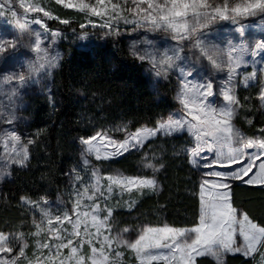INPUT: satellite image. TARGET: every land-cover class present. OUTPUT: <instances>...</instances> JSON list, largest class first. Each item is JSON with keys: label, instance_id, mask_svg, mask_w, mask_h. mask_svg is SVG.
I'll return each mask as SVG.
<instances>
[{"label": "snow or ice", "instance_id": "6c2138e0", "mask_svg": "<svg viewBox=\"0 0 264 264\" xmlns=\"http://www.w3.org/2000/svg\"><path fill=\"white\" fill-rule=\"evenodd\" d=\"M41 3L42 0L31 3L19 0V8L24 13H42L45 18L59 19ZM13 4L14 0H0V18L7 11L11 19L6 23L14 28L28 32L30 24L37 25L53 38L47 40V37L42 38L41 31L32 32L33 50L38 55L36 63L29 65V74L55 67L58 57L50 56L48 48L42 45L46 40L49 44L53 43L60 33L50 31L40 17L21 22ZM55 4L85 14L86 22L80 25L81 29L98 26L108 29L106 34L119 35L118 26L123 23L133 25V30L169 33L176 42L175 47L164 51L159 58L151 53L139 55L133 45L132 55L138 56L141 61H150L157 76L166 74L182 59L186 41L189 42L188 47L198 53L197 59H206L212 68L227 71L225 83L220 90L224 103L217 106L209 99L215 95L213 84L207 81L194 82L190 79L193 76L191 70L179 68L178 99L183 106L181 115L161 121L155 127L130 132L120 142L112 140L107 133L83 138L80 143L86 155L95 156L96 160H108L133 149H142L146 141L158 134L171 135L182 131H187L194 138V146L190 149L193 164L197 163L198 158L203 159L204 154L214 155L202 165L209 171L203 174L200 184L201 212L195 227H147L134 240L125 239L119 233L113 234L112 208L106 203L108 198L114 191L123 195L143 192L145 189L155 190L157 181L155 178L141 176L102 177L100 170L93 168L92 182L85 184L82 189H75L72 206L68 209L53 213L50 207L41 206L47 205V201L34 202L22 198L24 204L40 212L39 222L33 220L35 231L29 233L36 238V252L31 256L27 254L29 244L24 233L0 230V264H120L122 248L131 250L139 264H156L159 261L164 264H196L197 258L204 256L220 262L227 252L242 253L248 257L259 252L264 257V227L252 222L246 213H238L233 207L230 183L242 181L247 185L264 186V129H261L260 138H249L232 123L241 106L234 83L240 75L238 70L248 66L247 56H256V50H264V42H258L254 46L255 50L249 52L243 38L251 25L243 21L259 17L257 27L264 26V0H94V3H86L85 0H55ZM93 17L99 18V22L94 21ZM221 21L236 26L234 31L241 38L240 43L229 42L227 49H223L206 42L207 30ZM60 22L70 23L68 19ZM142 43L151 45L152 42ZM16 46L14 37H0V52ZM260 71L264 73V68ZM255 77V70L243 75V84L247 86ZM4 81L23 83L25 75L16 73L0 80V96L4 94ZM12 95H15V91ZM259 100L264 103V86H261ZM14 121V114H5L0 103V123L11 124ZM0 144L5 153L0 157V167L11 164L23 166L28 160V147L14 130L0 133ZM83 164L88 165L89 160L84 159ZM144 166L156 170L151 162ZM74 179L79 181L81 177L76 174ZM102 181H106V184ZM123 231L127 232L128 229ZM237 234L242 237L241 246L236 244ZM85 246L89 249L88 253L83 251ZM163 249H167V253L161 251ZM64 250H67L66 255Z\"/></svg>", "mask_w": 264, "mask_h": 264}, {"label": "trees", "instance_id": "16d2710c", "mask_svg": "<svg viewBox=\"0 0 264 264\" xmlns=\"http://www.w3.org/2000/svg\"><path fill=\"white\" fill-rule=\"evenodd\" d=\"M56 6L62 18L70 21L47 19L52 27L67 30L59 40L61 57L47 82L23 90L17 130L27 143L29 158L23 166H12L0 188V230L9 233L29 234L34 229L35 213L22 198H56L64 191L70 171L79 165L82 138L97 131L122 135L141 125H154L177 107L174 80L153 82L145 61L128 48L127 33H101L98 39L79 43L74 33L81 29V13ZM238 93L241 115L235 122L246 133L261 135L264 109L258 108L256 88H239ZM179 138L158 136L142 149L103 161L106 170L130 174L151 173L144 166L146 153L151 156L157 150V161L164 162L156 174L158 188L133 192L136 201L115 210L114 218L121 225L192 226L199 222V175L185 154H172L171 142ZM231 186L232 204L264 227V186L242 181H233ZM125 256L137 264L128 250ZM256 260L234 252L227 254L225 264H255ZM196 264L221 263L204 256Z\"/></svg>", "mask_w": 264, "mask_h": 264}, {"label": "rangeland", "instance_id": "374dc122", "mask_svg": "<svg viewBox=\"0 0 264 264\" xmlns=\"http://www.w3.org/2000/svg\"><path fill=\"white\" fill-rule=\"evenodd\" d=\"M34 2V0H26V3ZM86 3H94V0H85ZM57 5V4H56ZM55 5V0H42L41 6L45 7L46 10H49L53 13V15L58 16L59 20H63L65 18H62L63 16L60 14L57 6ZM61 8H63L62 5ZM14 10L18 13V18L21 19V22H24L25 19L31 20L35 17H40L44 19L45 23L48 26V29L50 31H58L60 35L58 37L54 38V42L49 44L47 40H53V38L49 35V33L43 32V30L40 28V26L37 25H29V31L28 32H21L19 29L14 28L12 25L6 23V21L10 20V14L6 11L5 16L3 18H0V37H8V38H15L16 40V47L15 48H7V50L0 52V80H3L4 77H7L11 74L21 73L25 75V81L23 83H20L18 81H4L3 84V96H0V103H2L3 111L5 114H14L15 121L14 123H0V133H7L10 130H14L17 135L21 137L17 130V121L21 117V107H22V100L21 96L23 93V90L25 88H29L31 86H41L42 83H45L50 78V73L52 71V68H46L44 70H39L37 72L29 74L28 68L30 64L36 63L37 61V53L33 50V41L34 36L32 35V32L34 31H41L42 32V38L47 37V40L42 45L43 47H47L49 51V55H55L58 57L56 65L58 64L60 57H61V50L59 47V40L62 37H65L67 30H61V28L52 27L49 25L48 20L49 18L43 17L42 13H24V10L19 8V0H14L13 4ZM64 9V8H63ZM75 11H78L76 9H73ZM79 12V11H78ZM94 21L99 22V18H92ZM260 18H249L243 23L246 25H251V27H248L244 38L243 43H245L249 49V52H252L255 50L254 46L258 42H264V26L258 25V20ZM85 14L81 13V24L85 23ZM236 26L231 24L230 22L221 21L218 23L213 24L210 29L207 30V34L205 37L206 42L215 44L223 49H227L229 42L232 44H238L241 42V38L239 37L238 33L234 31ZM133 25H125L121 23L118 26L119 33H127L126 35V42L128 45V48L133 52V45H135V51L139 55H144L146 53H151L153 55H157V58H159V55H162L164 51H168L175 47V41L171 39V35L166 32H147L145 30H133ZM71 32V31H69ZM108 29H104L101 27H86L83 29H78L77 32L74 33L75 39L79 43H87L89 41L98 39L101 33H108ZM86 34V35H85ZM85 37V38H81ZM142 41H151V45H148L146 43H142ZM189 42H184L185 44V50L181 54L182 59L176 62V66H174L171 70H169L166 74H162L160 76H157L155 74L156 70L153 68L152 64L148 60H144L146 63L147 71L149 75L151 76L153 82H156L160 79H172L175 82V98L177 101V107L169 111L167 115L162 117L156 124L154 125H141L134 129L125 130L122 135L113 134L109 131H97L96 133L84 137V138H90L91 136L97 134V133H107L108 136L117 142L123 141L126 137V135L130 132H135L138 129L145 128V127H155L158 125L159 122L167 120L168 118H177L179 115L183 113V106L181 105L178 95L180 91V77H179V68H184L185 70H191L193 73V76L190 78L194 82H211L213 84V92L215 95L213 97H210L209 99L211 102L217 106H220L224 102L222 101V98L220 96V90L221 87L224 85L226 77H227V71H219L211 67L209 62L206 59H197L198 53L194 49H190L188 47ZM257 55L256 56H247L246 60L248 61L247 67H241L238 71L240 75H238L234 81L236 88V96L239 99V88L243 87H250L253 89V87L256 88L257 92V98H258V108L264 109V103H262L259 100V93L261 90V86H264V73L260 71L261 68H264V50H256ZM138 57V56H137ZM253 70L256 71V77L254 80L249 81L247 86L243 84L242 77L243 75L250 74ZM15 91V95H12V92ZM247 99H249V96H246ZM9 108L11 109V112H9ZM241 115L240 107L237 109L236 114L234 116V119L232 121L234 127L238 129L243 135L249 138H260V134L256 135H250L243 131L235 122V118ZM248 120V119H247ZM250 121V120H248ZM158 136L161 137H173V136H179V139L177 142L173 141L171 142V149L172 154H185L187 156V160L190 163L191 167L195 168L198 175H199V196H200V184L203 178V174L206 171H209V169H205L202 167L203 163L207 162L208 159H210L214 154L213 153H207L204 154L203 159L197 160L196 164L192 163V157L190 155V149L194 146V138L187 132L182 131L178 133H173L171 135H163L158 134L156 137L151 138L155 139ZM6 139V136L4 137ZM83 139V138H82ZM149 139V140H151ZM181 139V140H180ZM148 140V141H149ZM22 143H24L27 146V143L24 141V139L21 137ZM147 142V141H146ZM145 142V143H146ZM11 147V144L9 145ZM28 147V146H27ZM110 150V149H108ZM136 150V149H133ZM249 151H255L254 149H250ZM5 153L3 152V146L0 144V157H3ZM151 156H149L146 153V156L148 159L146 160V163L151 162L155 165L156 170L150 169V174H130L127 173L121 169L113 168L111 170H106L103 166L104 160H96L95 156H88L84 152V146L81 144V152H80V160L79 165L75 168H73L69 176L67 178V182L65 185L64 191L59 194L56 198H49L46 196H42L39 198H29L27 199L34 201V202H41V201H47L48 204L44 205L41 204L42 207H50L53 213H55L57 210H64L68 209L72 206V201L75 197V189H82L85 184H90L92 182L91 178V171L93 168H98L100 170V175L102 177H107L109 175H124V176H141V177H148V178H155L157 181V188L159 186V182L157 179V172H159L163 166L164 162H158L157 159L160 157V152L155 151L150 153ZM153 157V158H152ZM84 159L89 160L88 165H84L83 161ZM109 160V159H108ZM13 165L11 164L7 165L5 167H0V171L3 172L2 175H0V188L3 180L5 177H7L10 174L11 168ZM221 171H228V169H218ZM78 174L81 177V180L76 181L74 179L75 175ZM233 181H230L232 184ZM102 183L106 184V181H102ZM149 190V189H145ZM136 201V195L134 196L132 193H124L121 195L120 193L114 191L110 198L106 201L107 206L112 208V230L113 234H122L125 239L134 240L137 238V236L141 233V231L147 227H163L165 225L174 227V228H191L195 227L197 224L192 226H173L167 222L162 223H139L136 226H130V225H121L119 221H117L114 218V212L117 208L121 206L130 207L134 202ZM87 203V201H85ZM232 203V200H231ZM233 205V204H232ZM31 206V205H30ZM233 207H235L233 205ZM33 212L35 213V220L39 222L40 220V212L38 209L33 208L31 206ZM238 211V213H244L242 209L235 207ZM200 212H201V205H200ZM250 219V218H249ZM252 220V219H250ZM252 222L256 223L252 220ZM257 224V223H256ZM259 225V224H257ZM260 226V225H259ZM127 228L128 231L124 232L123 230ZM35 231V228L32 230V232ZM25 234V233H24ZM25 237L28 241L29 248L26 250L27 254L31 256L34 252H36L35 248V239L34 237L30 236L29 234H25ZM236 244L238 246L242 245V237L237 234L235 237ZM129 251L130 256H134L136 258V263L139 264V260L137 259L136 255L129 249H120V251L123 252L122 257L120 258V264L125 263L128 261L129 264H132L133 262L125 256V251ZM85 253H88L89 249L87 246H85L84 250ZM165 253H167V249L161 250ZM45 253H47V250H44ZM228 253H234V252H227L223 254L222 260L219 262L221 264H225V258ZM64 254H67V250H64ZM253 256L256 257V263L255 264H264V257L261 256V254L255 253ZM213 258V257H212ZM215 259V258H214ZM216 260V259H215Z\"/></svg>", "mask_w": 264, "mask_h": 264}]
</instances>
